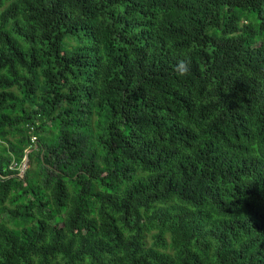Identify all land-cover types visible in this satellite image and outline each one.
<instances>
[{"label":"trees","instance_id":"1","mask_svg":"<svg viewBox=\"0 0 264 264\" xmlns=\"http://www.w3.org/2000/svg\"><path fill=\"white\" fill-rule=\"evenodd\" d=\"M0 264H264V0H0Z\"/></svg>","mask_w":264,"mask_h":264},{"label":"water","instance_id":"2","mask_svg":"<svg viewBox=\"0 0 264 264\" xmlns=\"http://www.w3.org/2000/svg\"><path fill=\"white\" fill-rule=\"evenodd\" d=\"M33 150H29L27 152L26 158H25V169L27 168L28 164H29V154L32 152Z\"/></svg>","mask_w":264,"mask_h":264},{"label":"rangeland","instance_id":"3","mask_svg":"<svg viewBox=\"0 0 264 264\" xmlns=\"http://www.w3.org/2000/svg\"><path fill=\"white\" fill-rule=\"evenodd\" d=\"M27 168H28V166H27ZM27 168H26V169H27ZM26 169H25V163H24V164L22 165V167H21V172L24 173V171H25Z\"/></svg>","mask_w":264,"mask_h":264}]
</instances>
